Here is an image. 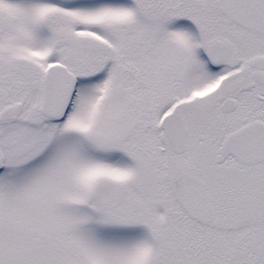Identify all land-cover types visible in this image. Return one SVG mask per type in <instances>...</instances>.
Returning a JSON list of instances; mask_svg holds the SVG:
<instances>
[{
    "label": "snow or ice",
    "instance_id": "obj_1",
    "mask_svg": "<svg viewBox=\"0 0 264 264\" xmlns=\"http://www.w3.org/2000/svg\"><path fill=\"white\" fill-rule=\"evenodd\" d=\"M0 264H264V0H0Z\"/></svg>",
    "mask_w": 264,
    "mask_h": 264
}]
</instances>
